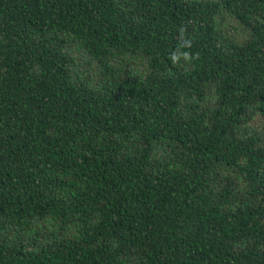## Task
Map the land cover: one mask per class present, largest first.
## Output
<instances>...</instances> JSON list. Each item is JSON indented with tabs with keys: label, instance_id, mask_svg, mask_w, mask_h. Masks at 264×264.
I'll list each match as a JSON object with an SVG mask.
<instances>
[{
	"label": "trees",
	"instance_id": "obj_1",
	"mask_svg": "<svg viewBox=\"0 0 264 264\" xmlns=\"http://www.w3.org/2000/svg\"><path fill=\"white\" fill-rule=\"evenodd\" d=\"M258 115L264 0H0V264H264Z\"/></svg>",
	"mask_w": 264,
	"mask_h": 264
},
{
	"label": "rangeland",
	"instance_id": "obj_2",
	"mask_svg": "<svg viewBox=\"0 0 264 264\" xmlns=\"http://www.w3.org/2000/svg\"><path fill=\"white\" fill-rule=\"evenodd\" d=\"M70 52L75 60V77L79 76L82 80H86L94 86L100 84V70L97 63L85 52L82 47L77 44H71ZM113 63L119 67H122L124 63L126 68L132 72L133 75L144 77L148 73L149 69L146 66L147 61L144 58H138L133 56H127L123 59L115 57ZM251 127L256 128L264 134V116L258 115L251 123ZM50 226V222H45L42 225L43 229ZM52 226V225H51ZM70 234H75L74 230H69Z\"/></svg>",
	"mask_w": 264,
	"mask_h": 264
},
{
	"label": "clouds",
	"instance_id": "obj_3",
	"mask_svg": "<svg viewBox=\"0 0 264 264\" xmlns=\"http://www.w3.org/2000/svg\"><path fill=\"white\" fill-rule=\"evenodd\" d=\"M187 43H188L187 41H184V44H187ZM183 56H184L185 59L188 58L187 53H184ZM179 58H180L179 56H177L176 54H173L172 59H173L174 61H175V60H178Z\"/></svg>",
	"mask_w": 264,
	"mask_h": 264
}]
</instances>
